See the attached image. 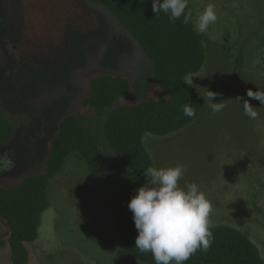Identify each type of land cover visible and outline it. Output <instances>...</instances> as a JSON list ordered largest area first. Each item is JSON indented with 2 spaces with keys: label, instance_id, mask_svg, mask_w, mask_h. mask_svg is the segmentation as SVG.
<instances>
[{
  "label": "rangeland",
  "instance_id": "rangeland-1",
  "mask_svg": "<svg viewBox=\"0 0 264 264\" xmlns=\"http://www.w3.org/2000/svg\"><path fill=\"white\" fill-rule=\"evenodd\" d=\"M215 5L217 21L202 38L201 70L186 77L200 97L193 123L174 134L143 135L154 167L184 164L180 181L196 183L212 205L211 228L229 226L245 234L264 263V106L247 91L264 89V0H188L195 18ZM115 73L130 82L113 108L158 97L151 63L138 44L105 10L86 0H0V108L20 119L0 155L14 161L0 184L19 181L45 164L47 143L58 121L79 110L90 78ZM213 102L226 107L213 114ZM238 96L257 108L249 119ZM242 103V101H241ZM99 150L112 163L108 177L69 155L46 190L37 239L25 245V264H142L114 231L112 203L122 168L103 136L106 113L82 109ZM8 232L0 220V264H12Z\"/></svg>",
  "mask_w": 264,
  "mask_h": 264
},
{
  "label": "trees",
  "instance_id": "trees-1",
  "mask_svg": "<svg viewBox=\"0 0 264 264\" xmlns=\"http://www.w3.org/2000/svg\"><path fill=\"white\" fill-rule=\"evenodd\" d=\"M109 13L118 26L138 44L151 63V79L157 98L113 106L130 91L129 80L115 73H97L90 78L88 94L79 110L62 117L47 143L44 167L19 181L0 184V220L4 223L12 264H25L26 244L34 242L47 205L48 182L58 174L66 158L75 154L92 172L108 177L112 163L99 150L82 109L96 115L106 113L103 136L118 160L123 178L112 203L114 231L127 251L142 264H155L152 254L135 248L138 235L127 204L146 182L143 172L153 166L143 135L164 137L183 130L197 118L201 101L186 77L197 74L205 60L201 36L190 22L170 23L163 13L152 10V0H86ZM193 20L194 13L190 8ZM190 105L195 117L183 114ZM20 119L9 117L0 108V146L13 136ZM213 241L207 252L197 251L185 264H264L258 248L242 232L217 226L210 230ZM5 242L0 241V247Z\"/></svg>",
  "mask_w": 264,
  "mask_h": 264
},
{
  "label": "clouds",
  "instance_id": "clouds-1",
  "mask_svg": "<svg viewBox=\"0 0 264 264\" xmlns=\"http://www.w3.org/2000/svg\"><path fill=\"white\" fill-rule=\"evenodd\" d=\"M187 9L188 0H152L156 16L163 13L170 23L183 18V24L191 22L200 34L206 33L218 19L212 3L207 4L195 20ZM246 95L264 106V89L248 90ZM219 96L220 93L207 90L204 98L213 114L226 107L224 101L213 102ZM234 101L243 105L249 119L258 117L257 108L251 106L249 100L238 96ZM183 114L187 117L196 115L190 105L183 107ZM13 167L14 161L9 155H0V172L11 171ZM186 171V166L181 163L167 168L149 166L143 172L146 182L127 204L138 232L135 248L141 253L150 252L155 264H185L197 251L207 252L211 247L212 205L196 183L181 186Z\"/></svg>",
  "mask_w": 264,
  "mask_h": 264
}]
</instances>
